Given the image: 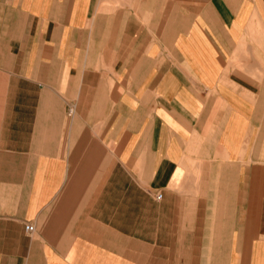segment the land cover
<instances>
[{
  "label": "crops",
  "instance_id": "crops-1",
  "mask_svg": "<svg viewBox=\"0 0 264 264\" xmlns=\"http://www.w3.org/2000/svg\"><path fill=\"white\" fill-rule=\"evenodd\" d=\"M0 264H264V0H0Z\"/></svg>",
  "mask_w": 264,
  "mask_h": 264
},
{
  "label": "built area",
  "instance_id": "built-area-1",
  "mask_svg": "<svg viewBox=\"0 0 264 264\" xmlns=\"http://www.w3.org/2000/svg\"><path fill=\"white\" fill-rule=\"evenodd\" d=\"M161 196H162L161 194H157L156 198L159 199V198H161ZM25 230L29 231V232L32 231L33 230V225L32 224H26L25 225Z\"/></svg>",
  "mask_w": 264,
  "mask_h": 264
}]
</instances>
